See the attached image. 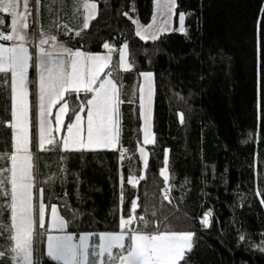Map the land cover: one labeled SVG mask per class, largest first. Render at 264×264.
<instances>
[{"label": "trees", "instance_id": "obj_1", "mask_svg": "<svg viewBox=\"0 0 264 264\" xmlns=\"http://www.w3.org/2000/svg\"><path fill=\"white\" fill-rule=\"evenodd\" d=\"M90 1L97 3V14L79 36L72 32L65 35L63 28L51 29L74 50L103 54L107 52L105 43L115 49L112 62L116 69L111 78L123 101L119 143L123 157L118 150L62 152L59 143L40 151L36 165L39 180L55 177L54 182L43 185L45 202L57 204L60 213L72 221L68 231L98 233L119 231L121 215L127 218L132 200L137 199L133 227L144 215L150 222L147 231L160 222L161 229L167 226L195 233L194 251L187 264H264V252L254 247L264 241V0H177L175 14L185 13L187 35L174 30L154 42L141 41L133 23H150L154 0ZM57 10L53 4L51 13L42 10L41 14L47 19ZM59 16L66 20L65 13ZM0 19L5 21L1 28L8 32V17ZM29 28L31 32V19ZM125 43L132 68L122 72L118 69L119 48ZM142 71L154 74V143L146 147L147 166L138 152ZM28 88L33 148L32 69ZM86 98L90 94L66 97L65 126ZM10 119L11 77L0 73V121ZM165 150L171 202L162 195L160 169ZM11 151V129L0 123V153ZM4 166L5 161L0 160V167ZM142 174L145 179L139 180ZM129 177L137 179L135 187L128 183ZM75 212L79 215L74 217ZM207 212L211 224L204 229L200 220ZM3 222L10 223L7 210ZM240 235L245 237L242 242ZM4 244L0 238V249ZM44 253L42 245L39 255L43 264H55ZM0 264L11 262L6 256L0 258Z\"/></svg>", "mask_w": 264, "mask_h": 264}, {"label": "snow or ice", "instance_id": "obj_2", "mask_svg": "<svg viewBox=\"0 0 264 264\" xmlns=\"http://www.w3.org/2000/svg\"><path fill=\"white\" fill-rule=\"evenodd\" d=\"M36 16L39 17L41 0H35ZM177 0H154V7L159 15L164 17L162 23L156 22L147 27L133 20L136 25V36L141 41H156L162 33L178 31L187 35L185 27V13H179V27L170 26V16L175 14ZM83 29L89 28L90 20L97 14V3L84 0ZM264 13V9L261 10ZM0 13L11 17V31L0 30V41L11 42L10 46L0 43V73L5 77L11 75V119L3 120L7 128L11 129L10 154L0 153V160L5 166L0 167V238L5 241L0 249V258L8 257L11 264H43L39 252L45 247V255L55 264H187V258L194 251L193 231H174L167 226L161 229L157 222L152 231H147L150 222L144 215L139 216L138 226L135 215L138 208L137 199L131 202V214L119 220V231L80 232L68 231L70 223L59 211L55 203L44 200V184H51L55 177L49 176L39 180L38 169L34 164L33 152L30 147L33 137L30 135V102H29V68L36 70L37 106L36 123L34 125L37 137L36 146L43 151L47 146L57 143L56 135L61 132L64 118L69 110L65 95L83 92L86 103L79 105L74 112V120L67 123L66 133L60 138L62 152H85L97 150H116L120 143V105L123 103L119 86L107 73L101 74L109 68L112 60L113 46L105 43L106 54L92 53L73 49L58 40V36L41 32L35 53H30L27 46L30 37L26 29L29 27V17L32 15L30 0H23V10L19 0H0ZM5 21L0 19V25ZM57 29L61 25L57 22ZM67 35L72 29L68 24L63 26ZM260 21H258V110L260 84ZM80 32H76L79 36ZM128 44L119 48L120 68L128 71L132 64L128 61ZM31 62V64H30ZM139 76L143 82L139 85L140 119L143 120L144 144L154 143L152 133V100L154 94L151 71H142ZM59 104L55 112L53 125L50 117L53 108ZM86 111V119L80 113ZM259 118V111H258ZM183 123V116L181 115ZM251 137V133H250ZM145 166L148 163V153L143 147L139 149ZM121 157L124 150L121 148ZM10 161V167L7 162ZM169 155L165 150L164 167L160 169L163 178V199L170 201L169 196ZM63 171V169H62ZM142 174L139 180H144ZM128 183L135 187L137 179L129 177ZM10 186V187H9ZM38 193V194H37ZM259 195V193H257ZM121 204H123V185L121 190ZM264 203V201H262ZM7 210L10 213V223L3 222ZM50 210V211H49ZM123 212V210H122ZM79 215L74 213V217ZM210 212L205 213L200 223L209 226ZM47 217V218H46ZM142 225V226H140ZM46 238V239H45ZM98 238V239H97ZM243 235L239 241H244ZM264 252V241L261 245H254Z\"/></svg>", "mask_w": 264, "mask_h": 264}, {"label": "rangeland", "instance_id": "obj_3", "mask_svg": "<svg viewBox=\"0 0 264 264\" xmlns=\"http://www.w3.org/2000/svg\"><path fill=\"white\" fill-rule=\"evenodd\" d=\"M32 1V4H31V8H32V15L30 16L31 17V25H32V31H31V33H32V48L34 49L35 48V45H36V41H39V38H40V33L41 32H44V33H48V34H54V35H57V33L55 32V31H53L52 32V30L53 29H51L52 27H54L56 30H57V27L55 26L56 25V23L58 22L59 24H61L60 22H59V20H60V14H62V15H64V13H66L67 11L70 13L71 12V14H73V15H77L78 14V12H79V6H78V4L76 3V2H72V3H74L73 5H70V6H68L67 4H66V2H65V0H53V2H52V0H45L44 2H42L41 1V7H40V13H41V11L43 10L44 12H46V13H51L52 12V6H53V4H56V6H57V8H58V10L56 11V15L55 16H53V17H47V19H40V14H39V17H37L36 16V11H35V9H36V4H35V0H31ZM72 1H80V0H72ZM90 2H92V1H90ZM58 13H59V15H58ZM154 15H155V17H156V22L157 23H162L163 22V20H164V17H162V16H160L159 15V12H158V9L157 8H155L154 7V4H153V14H152V18H151V21H150V23H153V17H154ZM75 17V16H74ZM178 17H179V14H174V15H171L170 16V18H169V20H170V26L173 28V29H178V27H179V19H178ZM62 18V17H61ZM43 20H44V22H45V27H44V25H43ZM149 23V24H150ZM148 24V25H149ZM148 25H146V26H144V27H147ZM43 26V27H42ZM63 25H61V28L60 29H62L63 27H62ZM175 32H178V31H175ZM165 33H167V32H165ZM162 34H164V33H162ZM59 40V39H58ZM60 41V40H59ZM62 42V41H61ZM127 59H128V57H127ZM120 60L118 61V69L120 70ZM35 69V68H34ZM111 72V70H107V69H105V72L106 73H109V72ZM106 75V74H105ZM104 75V76H105ZM35 77H36V70H35ZM143 82V78L141 79V83ZM34 96H35V104H34V111H35V109H36V92L34 93ZM152 109H153V100H152ZM81 114V116L83 117V118H85L86 119V111H85V113H80ZM142 126H143V120H141V129H142ZM66 130V129H65ZM61 131H62V128H61ZM141 132H142V138H141V143H140V145H139V147H138V152H139V156H140V159H141V161H142V164H143V166H145V163H144V160L141 158V153H140V151H139V149L141 148V147H143L144 149H145V151H146V147L147 146H149V145H152V144H144V141H143V131L141 130ZM61 134L62 133H59V137L61 136ZM147 152V151H146ZM211 212V211H210ZM208 213V212H207ZM205 215V214H204ZM204 215H202V218H203V216ZM211 216V215H210ZM209 216V222H210V217ZM201 218V219H202ZM203 226V225H202ZM204 227V226H203ZM205 228V227H204ZM46 239V238H45ZM98 239V238H97ZM43 247H44V245H43ZM44 249H45V247H44Z\"/></svg>", "mask_w": 264, "mask_h": 264}, {"label": "crops", "instance_id": "obj_4", "mask_svg": "<svg viewBox=\"0 0 264 264\" xmlns=\"http://www.w3.org/2000/svg\"><path fill=\"white\" fill-rule=\"evenodd\" d=\"M65 2H66V4L68 5V6H70V5H73L74 3H72V2H76L77 4H78V6H79V12H78V14L77 15H73V14H71V12L69 13L68 11L65 13V17H66V20H62V19H60L59 20V22L61 23L60 25H64V24H68L69 22H70V24H68L69 25V27L72 29L70 32H72L73 34H76V32L77 31H81V30H85V29H83V17H84V15L86 14L85 13V10L83 9V7H82V5H83V2H84V0H80V1H72V0H65ZM19 3H20V6H21V10H23V0H19ZM31 4H32V1L30 0V6H31ZM7 16L8 17V26H7V30H8V32H10L11 31V17L8 15V14H6V13H0V17H2V16ZM53 16H55L54 14H53ZM52 16V17H53ZM75 16V17H74ZM46 17V14L44 15V16H42V14L40 13V19L42 20V19H46L45 18ZM30 19H31V17H29V25H30ZM44 21V20H43ZM91 21V20H90ZM72 24V25H71ZM43 27V26H42ZM0 30H3L2 28H1V26H0ZM4 31V30H3ZM25 31H27L28 32V34H29V37H30V41H29V43H28V47H29V51H30V53H35V51H36V49L34 48H32V33L30 32V28L28 27V29H26ZM8 32H6V33H8ZM53 32V31H52ZM0 43H4L5 44V46H10V44H11V42H9V41H0ZM38 43V41H36V44ZM64 43V42H63ZM67 46V45H66ZM107 52H105V53H103V54H106ZM103 54H101V55H103ZM30 64H31V62H30ZM33 70V84H34V93L36 92V106H37V85H36V83H35V81L37 80V75H36V77H35V69H34V67H30L29 68V71L30 70ZM115 69H116V65H114L113 64V62H112V60L110 61V66H109V68H107V70H111V72L110 73H113L114 71H115ZM120 71H122V72H124L125 70L124 69H122V68H120ZM109 72V71H108ZM10 74V73H9ZM105 74H107L106 72H104V73H102L101 74V77L102 78H104L106 75ZM105 75V76H104ZM10 77H11V75H10ZM71 94H73V95H75L77 98H78V96L80 95V94H83V92H81V93H79V94H77V93H75V92H72V93H68V94H66L65 95V99H66V97L68 96V95H71ZM66 101V100H65ZM29 102H30V98H29ZM34 104H35V96H34V100H33V130H34V145H33V148L32 147H30V150L33 152V154H34V156H33V160H34V164H35V166L37 165V155H38V153L41 151V150H39L38 149V147L36 146V143H37V137H36V135H35V132H36V129H35V127H34V125H35V123H36V109H35V111H34ZM59 104H57L56 106H54V108H53V114H52V116L50 117V119L52 120V122H53V125H54V123H55V112L56 111H58V109H59ZM68 113V112H67ZM67 113H66V115H67ZM83 113V112H82ZM29 115H30V122H31V105H30V112H29ZM66 115H65V118H64V125L62 126V131L60 132V133H62L61 134V136L59 137V134H54V135H56V140H57V143H59V144H61L62 143V141H61V137L66 133V126H65V121H66ZM74 120V119H73ZM30 131H31V123H30ZM49 146H47L46 145V148H48ZM120 145H118V148L116 149V150H118V152L121 154V152H120ZM109 151V150H108ZM111 151H113V150H111ZM11 153V152H10ZM9 153V154H10ZM8 166L10 167V161H8ZM10 187V186H9ZM38 194V193H37ZM50 211V210H49ZM47 218V217H46ZM76 234H78V233H76ZM44 252H45V249H44Z\"/></svg>", "mask_w": 264, "mask_h": 264}, {"label": "bare ground", "instance_id": "obj_5", "mask_svg": "<svg viewBox=\"0 0 264 264\" xmlns=\"http://www.w3.org/2000/svg\"><path fill=\"white\" fill-rule=\"evenodd\" d=\"M203 215H204V214H203ZM210 217L212 218V216H210ZM211 218H210L209 226H210V224H211ZM209 226H208V227H209ZM208 227H207V228H208Z\"/></svg>", "mask_w": 264, "mask_h": 264}, {"label": "built area", "instance_id": "obj_6", "mask_svg": "<svg viewBox=\"0 0 264 264\" xmlns=\"http://www.w3.org/2000/svg\"><path fill=\"white\" fill-rule=\"evenodd\" d=\"M169 196H170V189H169ZM204 228V227H203ZM205 229V228H204Z\"/></svg>", "mask_w": 264, "mask_h": 264}]
</instances>
